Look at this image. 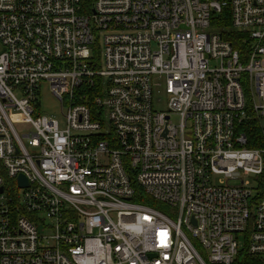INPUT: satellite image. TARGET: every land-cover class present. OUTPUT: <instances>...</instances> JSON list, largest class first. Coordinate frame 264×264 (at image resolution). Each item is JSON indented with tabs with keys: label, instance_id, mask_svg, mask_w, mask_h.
Instances as JSON below:
<instances>
[{
	"label": "built area",
	"instance_id": "obj_1",
	"mask_svg": "<svg viewBox=\"0 0 264 264\" xmlns=\"http://www.w3.org/2000/svg\"><path fill=\"white\" fill-rule=\"evenodd\" d=\"M0 188V264H264V0H0Z\"/></svg>",
	"mask_w": 264,
	"mask_h": 264
},
{
	"label": "rangeland",
	"instance_id": "obj_2",
	"mask_svg": "<svg viewBox=\"0 0 264 264\" xmlns=\"http://www.w3.org/2000/svg\"><path fill=\"white\" fill-rule=\"evenodd\" d=\"M249 99V93H246V101H248ZM63 106H61L60 101L51 94L50 90H49V85L46 81H42L41 82V96H40V109L41 112L45 115H48L49 117H53L55 119H57L60 123V125H62L63 122ZM9 114L11 116V118L13 119V123L15 125V127L17 128V130H19L20 132H22L23 130H27V128L25 126H23L21 123L22 121L19 120L18 118V113L17 112H13L12 109H9ZM172 119L174 121H177V118L172 117ZM218 179L215 181L217 182ZM154 204V206L159 207L162 210H166L169 213L172 212V210L170 209V207L168 205H166L165 203H152ZM174 217H175V213H173ZM245 244V240H244V234H240L238 236V250L241 252L243 251V247ZM199 251L202 253V255H204V251L200 250ZM240 254V253H239Z\"/></svg>",
	"mask_w": 264,
	"mask_h": 264
},
{
	"label": "trees",
	"instance_id": "obj_3",
	"mask_svg": "<svg viewBox=\"0 0 264 264\" xmlns=\"http://www.w3.org/2000/svg\"><path fill=\"white\" fill-rule=\"evenodd\" d=\"M215 17V16H214ZM218 18H220V21L217 23L219 26H228L229 25V18H228V16L226 17V15H218L217 16ZM218 18H216V19H218ZM232 35V39L234 40L236 37H238L239 35L238 34H236V33H233V34H231ZM234 42H236L235 40H234ZM251 129V128H250ZM253 130V129H252ZM247 132H251V130L249 131V129L247 130L246 129V134H247ZM248 135V134H247ZM249 136V135H248ZM251 137V136H250ZM247 145L249 146V147H253V146H255L256 144L255 143H253L252 141H250L249 142V140H248V143H247ZM243 257V256H242ZM248 259H251V261H252V259H255V258H253V257H249L248 255H246V256H244L243 258H242V261H241V255H240V257H238L237 258V260H236V262H235V264H250L249 262H248ZM251 264H254V262L252 263L251 262Z\"/></svg>",
	"mask_w": 264,
	"mask_h": 264
},
{
	"label": "water",
	"instance_id": "obj_4",
	"mask_svg": "<svg viewBox=\"0 0 264 264\" xmlns=\"http://www.w3.org/2000/svg\"><path fill=\"white\" fill-rule=\"evenodd\" d=\"M18 183H19L20 185H22V186H26V185H27L26 180H25L24 177L21 176V175L18 176ZM0 191H2V188H0Z\"/></svg>",
	"mask_w": 264,
	"mask_h": 264
}]
</instances>
